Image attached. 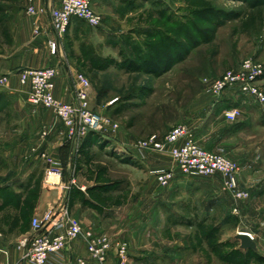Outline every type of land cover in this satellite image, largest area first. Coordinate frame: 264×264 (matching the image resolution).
I'll return each mask as SVG.
<instances>
[{
  "label": "rangeland",
  "instance_id": "374dc122",
  "mask_svg": "<svg viewBox=\"0 0 264 264\" xmlns=\"http://www.w3.org/2000/svg\"><path fill=\"white\" fill-rule=\"evenodd\" d=\"M27 2L0 0V75L6 74L4 63L12 56L14 24L22 12L29 15ZM142 5L140 11L127 17L126 12L109 14L107 22L111 17L142 21L150 27L143 38L111 36L100 26L88 24L81 30L86 57L80 60L78 71L91 82V108L116 122L115 135L122 133L126 143L127 138L136 144L155 134L162 138L174 126L188 125L199 144L240 161L239 186L248 196L237 199L221 188L210 203V194L198 193L193 198L189 188L171 194L174 180H190L192 176L177 173L170 185L163 186L151 173L156 168L144 166L132 173L113 163L111 179L108 164H102L107 169L106 178L118 187L94 194L102 206L110 208V215L101 214L103 230L93 231L127 244L124 256L115 245L113 264H264V108L237 87L240 95L234 93L235 99L245 102L242 109L254 123L240 117L232 121L226 113L222 116L223 108L212 106L216 101L210 90L211 80L241 69L248 59L264 67V0H146ZM163 50L173 58L167 64ZM144 57L158 61L154 72L143 70ZM21 69L8 73L9 83L0 87V93L7 91L0 95V116L9 121L45 116L47 111L55 116L51 110L30 103L29 90L23 89L19 80L18 97L9 94L12 76ZM257 84L264 91V75ZM213 108L215 117L210 114ZM87 136L96 139L91 133ZM103 141L104 145H99L102 150L108 156L113 154L109 141ZM77 143L75 159L85 153L86 158L108 161L103 151L92 150L94 146L82 150ZM146 178L150 189L143 186ZM205 178L209 177L196 179L207 181ZM55 180L56 175L49 179ZM78 190L75 184L63 190L70 210L82 201ZM147 196L151 197L149 202ZM173 199H177L175 203ZM17 225L25 227L22 221ZM240 231L253 234L254 248H242L236 238Z\"/></svg>",
  "mask_w": 264,
  "mask_h": 264
},
{
  "label": "crops",
  "instance_id": "0c3cea01",
  "mask_svg": "<svg viewBox=\"0 0 264 264\" xmlns=\"http://www.w3.org/2000/svg\"><path fill=\"white\" fill-rule=\"evenodd\" d=\"M145 1L94 0L95 10L102 13L105 18L104 23L100 25L101 30L111 36L133 37L134 40L143 38L150 28L146 23L126 18L119 20L113 17L107 22V19L109 14L126 12L127 17L132 12L140 11ZM27 4H34L38 11L33 16L26 15L24 12L19 15L13 27L12 56L6 59L3 69L6 73H12L19 68L57 67L59 73L55 81V96L61 101L72 102L74 100L72 78L81 66L80 60L86 57L83 46L85 41H80L84 37L81 30L84 29L86 23L74 20L62 41L61 51L58 54H52L48 47V40L55 38L56 35L51 24L50 9L58 6L60 0H28ZM83 40L86 39L83 38ZM17 80L18 75L14 74L12 76L13 87L8 90L10 95L18 97L17 94L21 88H18L20 85L18 86ZM3 92L0 93L1 97L7 94V91ZM234 93L240 95L238 89H233L225 93L226 96H223L220 101L212 104L217 110L223 108L221 112L223 117L226 111L234 106H239L241 109L245 107V102L235 99ZM0 100L2 101V98ZM214 108L213 111L211 109L210 114L212 113L215 117L217 112ZM247 114L246 110L242 109L240 118L248 123H254ZM12 120L9 121L0 116V264H23L20 262L21 252L17 249L16 242L23 235L31 232V220L34 215L41 214L47 208L61 202L64 196V186L71 178H75V186L82 194V201L74 204L71 212L76 214L85 227L100 231L103 230L100 222L101 214L110 215L107 213L110 208L102 206V202L96 199L94 194L109 187H118L115 181L106 178L107 169L102 164H108L111 179V164L113 163L132 173L133 170H143L144 166L148 169L174 166L172 155L169 152L148 151L146 160L136 158L134 152L130 153L127 150L133 144L132 138H127L129 141L126 143L122 133H117L115 139L108 142L113 150V154L109 156L106 151L102 150L103 146H99L104 145L101 137L94 140L87 136L78 141V147L82 150L94 146L92 150L103 151L108 161H98L89 156L86 158L85 153L83 156L80 153L75 159L76 142L71 140L67 129L50 112L47 111L45 116H24ZM44 130L49 131L47 137L42 136ZM93 142L97 144L94 145ZM50 166L57 169V173L53 174L56 175L54 182L49 181L51 177L47 178V170ZM207 177H209L205 178L208 179L207 181L196 179L202 177L174 180L170 185L171 194L179 191L183 193L184 189L189 188L193 192V198L198 193L210 194L209 199L212 203L213 194L218 193L222 188L223 177L221 174ZM145 181L146 184L143 186L150 189V180L146 178ZM131 182L134 181L131 179ZM149 189L147 190L148 195H150ZM158 196H160L158 202L163 205L162 196L160 194ZM149 198L151 197L147 196L148 202L151 200ZM173 200L175 203L177 199ZM194 209L195 205H193ZM176 211L178 212V209ZM16 221H25V227L17 225ZM114 250L107 264H113ZM86 255L88 253L84 244L76 240L68 248L64 258L53 256L47 264H74L77 256Z\"/></svg>",
  "mask_w": 264,
  "mask_h": 264
},
{
  "label": "built area",
  "instance_id": "2783aa9c",
  "mask_svg": "<svg viewBox=\"0 0 264 264\" xmlns=\"http://www.w3.org/2000/svg\"><path fill=\"white\" fill-rule=\"evenodd\" d=\"M93 2L94 0H60L58 6L50 9L51 24L56 35L55 38L48 40L52 54L61 51L62 41L74 20H80L92 27L102 24V16L95 10ZM37 11L38 8L34 4L28 5L29 15H35ZM58 73L57 67L53 66L22 68L18 73V80L29 90V102L51 110L74 142L88 133H94L109 142L115 139L118 124L110 117L94 111L90 106L91 82L87 75L80 71L73 75L74 100L64 102L58 99L54 92ZM263 75V65L248 59L241 69L228 71L221 77L211 80L210 90L218 102L226 91L239 87L244 94L253 97L256 103L264 108V91L257 84ZM9 81L10 74L0 75V87L6 86ZM241 114L239 106L226 111L227 119L232 121ZM48 134L49 131L44 130L42 136L47 137ZM127 150L130 153L134 152L136 158L140 160H146L148 151L169 152L174 166L151 171L163 186L170 185L177 173L192 177L221 174L224 190L229 191L237 199L248 196V193L239 186L241 163L199 144L188 125L174 126L162 138L155 134L141 139ZM55 173L56 167L50 166L47 178ZM70 184H75V180L71 178L64 188H70ZM248 234L254 240L253 234L250 232ZM76 240L82 241L88 255L77 256L74 264H107L115 245L122 256L126 254L128 247L124 242L115 243L107 233H96L93 229H86L73 215L65 199L47 208L43 213L34 215L31 220V232L18 239L16 247L21 252L20 262L23 264H47L53 256L64 258L66 251Z\"/></svg>",
  "mask_w": 264,
  "mask_h": 264
},
{
  "label": "trees",
  "instance_id": "16d2710c",
  "mask_svg": "<svg viewBox=\"0 0 264 264\" xmlns=\"http://www.w3.org/2000/svg\"><path fill=\"white\" fill-rule=\"evenodd\" d=\"M162 52V54L164 55V58H165V60H167V62H166V64L168 63V61H170V60H172L173 58L171 57V53L169 52V51H167V50H163V51H161ZM138 57L139 56H141V52L139 51V53H138V55H137ZM159 60V59H158ZM142 64L141 65H143L144 66V68L145 69H143V70H146V71H148V72H154L155 71V69H157L158 68V65H159V63H158V61H156V60H153V59H150L149 57H144L143 59H142ZM138 69L140 70V68H141V66H140V64H138ZM91 135H93L94 137H99L98 135H96V134H94V133H91ZM23 223H25V221H22ZM16 224H17V221H16Z\"/></svg>",
  "mask_w": 264,
  "mask_h": 264
},
{
  "label": "water",
  "instance_id": "95a60500",
  "mask_svg": "<svg viewBox=\"0 0 264 264\" xmlns=\"http://www.w3.org/2000/svg\"><path fill=\"white\" fill-rule=\"evenodd\" d=\"M236 238L240 240L242 248L245 249L254 248V241L247 231L238 232Z\"/></svg>",
  "mask_w": 264,
  "mask_h": 264
}]
</instances>
